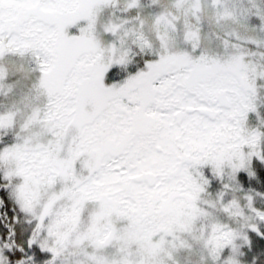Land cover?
<instances>
[{"label":"snow or ice","instance_id":"6c2138e0","mask_svg":"<svg viewBox=\"0 0 264 264\" xmlns=\"http://www.w3.org/2000/svg\"><path fill=\"white\" fill-rule=\"evenodd\" d=\"M262 106L264 0H0V264H264Z\"/></svg>","mask_w":264,"mask_h":264},{"label":"trees","instance_id":"16d2710c","mask_svg":"<svg viewBox=\"0 0 264 264\" xmlns=\"http://www.w3.org/2000/svg\"><path fill=\"white\" fill-rule=\"evenodd\" d=\"M260 173H261L262 176H264V169H261V170H260ZM246 179H247V178L245 177V180H246Z\"/></svg>","mask_w":264,"mask_h":264},{"label":"rangeland","instance_id":"374dc122","mask_svg":"<svg viewBox=\"0 0 264 264\" xmlns=\"http://www.w3.org/2000/svg\"><path fill=\"white\" fill-rule=\"evenodd\" d=\"M262 110H264V106H262Z\"/></svg>","mask_w":264,"mask_h":264}]
</instances>
